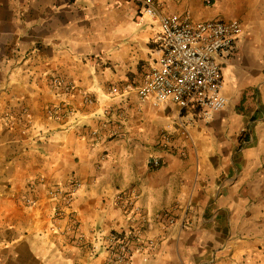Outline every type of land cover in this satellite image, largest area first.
Instances as JSON below:
<instances>
[{"label": "crops", "instance_id": "1", "mask_svg": "<svg viewBox=\"0 0 264 264\" xmlns=\"http://www.w3.org/2000/svg\"><path fill=\"white\" fill-rule=\"evenodd\" d=\"M156 2L167 14L190 10L195 22L235 18L224 0L210 8L201 0ZM257 8L224 77L232 96L257 89L258 118L241 135L227 109L206 123L211 144L186 143L176 131L166 150V125L203 124L199 113L154 107L135 90L111 94L136 89L161 57L160 25L136 0H0V115L13 117L0 121V264H116L108 236L133 231L140 236L133 264H264V16ZM54 78L75 89L63 93ZM63 104L74 114L53 118L49 111ZM152 157H161L159 167ZM75 181L82 185L71 207L77 229L62 235L48 191ZM121 194L144 214L116 202ZM186 205L193 233L156 219L179 217ZM80 238L84 245H75Z\"/></svg>", "mask_w": 264, "mask_h": 264}, {"label": "built area", "instance_id": "2", "mask_svg": "<svg viewBox=\"0 0 264 264\" xmlns=\"http://www.w3.org/2000/svg\"><path fill=\"white\" fill-rule=\"evenodd\" d=\"M136 2L140 5L144 16L160 25V33L156 41L161 46V57L157 66L142 78L136 89L131 86L123 89L113 88L111 94L113 96L127 95L135 90L142 101H148L154 107L168 105L181 110L191 108L199 113L203 124L184 120L177 126L166 125L162 130L164 149H171V134L176 131L186 143L197 141L205 145L211 144L215 135L206 123L223 114L231 105L233 96L224 77V66L228 59L235 55L239 42L249 34V23L241 17L230 20L214 19L195 22L190 10L167 14L159 8L156 0H136ZM204 2L207 5H212L214 0H204ZM52 83L54 87L66 94L75 89L74 83L62 78H54ZM87 102L92 103L93 99L87 98ZM23 113L28 114L27 110ZM49 113L55 119L74 114L67 104L57 106ZM2 119L11 122L13 117L10 114H5L0 117V120ZM93 135L97 140L102 139L99 132H94ZM200 154L201 151H197V155L200 156ZM106 158L107 154L102 156V160ZM214 158L213 152L206 156L210 169H213ZM160 163L161 157H152L149 161L152 167H159ZM81 188V183L75 181L70 183L67 191L61 188L48 191L49 199L57 204L53 229L58 230L62 235H68L71 230L77 229L76 217L71 207ZM31 189L35 190V186H31ZM115 200L125 207L136 209V213L144 214L135 207L133 200L127 195H118ZM190 200H194V198L191 197ZM26 202L28 207H33L37 203L34 198L29 197L26 198ZM191 209V205H186L181 209L179 217L158 214L156 219L164 222L168 228L175 226L180 221L183 228L193 233L196 231V226L191 220L194 214ZM142 220L147 223L148 217L143 215ZM60 221H66L63 231H61L62 227H59ZM139 239L137 231L127 235L123 232L109 235L107 240L111 259L116 264H133L132 244ZM74 243L75 245H84L82 238ZM86 246L90 249L89 245ZM93 249L96 250V247Z\"/></svg>", "mask_w": 264, "mask_h": 264}, {"label": "rangeland", "instance_id": "3", "mask_svg": "<svg viewBox=\"0 0 264 264\" xmlns=\"http://www.w3.org/2000/svg\"><path fill=\"white\" fill-rule=\"evenodd\" d=\"M201 1L203 5L209 8L213 7L215 4V0L212 5H207L204 2V0H201ZM224 1L227 3V8L229 9L231 8L232 12H234L233 14H235L231 16L230 18L232 17L243 18L247 23H249L250 31H251V25H252L251 23H253L250 19V16H251L250 8L252 9V12H253L255 8L258 6L257 9L260 10V15L262 17L264 16V0H224ZM218 19L228 20L229 18L228 19L218 18ZM262 26H264V23H262ZM242 55L246 56L247 60H249L248 55L246 53ZM244 68H248V64ZM259 96L260 95H258L257 89H254V88L241 89V90H238L236 94H233L231 105L227 111H230L231 113L236 115V117L240 120L239 121L240 128L238 129V131H242L240 132L241 135L243 134V131H247L249 129V126H250L249 124H252V122L256 118H258V114L260 113V108H259V105L257 104V100ZM5 114L7 113H4L3 115ZM3 115H0V117H3ZM2 120L4 121L5 119H2ZM240 136L235 142L236 146H234V149L236 152H238L240 149ZM229 177H232V174L229 175Z\"/></svg>", "mask_w": 264, "mask_h": 264}]
</instances>
